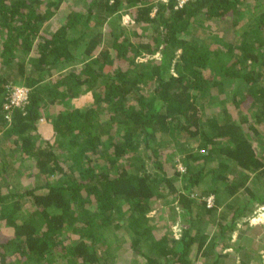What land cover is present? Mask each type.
<instances>
[{"label": "trees", "instance_id": "1", "mask_svg": "<svg viewBox=\"0 0 264 264\" xmlns=\"http://www.w3.org/2000/svg\"><path fill=\"white\" fill-rule=\"evenodd\" d=\"M262 206L264 0H0V264H225Z\"/></svg>", "mask_w": 264, "mask_h": 264}, {"label": "rangeland", "instance_id": "2", "mask_svg": "<svg viewBox=\"0 0 264 264\" xmlns=\"http://www.w3.org/2000/svg\"><path fill=\"white\" fill-rule=\"evenodd\" d=\"M123 19L125 20L124 17H123ZM205 29H206V32L204 33V35L205 34H207V35L210 34L211 36L222 37L224 40L231 41V42H234V40L237 38V36L240 35V33L242 31V27L238 28L236 26L235 27L233 26V23H232L231 19L210 20V21H208L207 26L205 27ZM216 100H217V98L213 97L212 103L214 105L216 104ZM206 110L209 111L210 109L207 108ZM179 139L180 140H184L183 138H179ZM179 139H177V140H179ZM172 140H176V139H172ZM185 150H186V148H185ZM184 153L185 152L180 151L179 149H177L176 153L172 156V162L175 165L177 170H180L181 168H183V164L181 162V158L184 156ZM212 165L214 166L215 162L211 160V161H209L208 166H212ZM23 182L26 183V181H23ZM200 186L202 188V183L200 184ZM159 202H161V201H159ZM162 206H163L162 203L159 204L153 211L150 212V216L155 218L156 216H158L157 212L159 211V213L161 212V217H163L164 219L170 220L171 218H173V220H174V218H175L176 221L178 220L177 213L176 214L175 213L172 214V212H171V211H173L172 208H174L173 204L170 207L167 206V205H165L163 207ZM158 208L160 210H158ZM256 211L257 212L251 218H249V225L250 226H255L256 222L258 223L256 225L264 224V207L263 208H258ZM254 218H255V220H254ZM156 221H157L156 219L153 220L154 223ZM157 228L159 229V231H161V230L164 231L165 230L164 225H163L162 222H160L157 225ZM177 229H178V227H177ZM262 229L264 230L263 227H262ZM207 232L211 233L212 232V228H207ZM240 232H242V230H240ZM259 232H260V229L255 228V229H252L249 232L243 231L242 234L243 233L245 235L248 234L249 236H252L256 240V238H259ZM261 232H262V230H261ZM234 236H235L234 239L230 238L228 240L229 245L231 247H228V248L223 250V252L226 251V252L230 253L229 256L224 258L225 262H226L225 264H238V260H240L241 258H244V256L242 255V251L241 250H237L236 251V250L233 249L234 248L233 245L237 244V242L240 239L238 232L235 233ZM260 240L264 243V239H260ZM121 250L125 252V248L124 247ZM124 252H121V253H124ZM127 252H128V250H126L125 254ZM128 255H129V252L126 255V257H128Z\"/></svg>", "mask_w": 264, "mask_h": 264}, {"label": "built area", "instance_id": "3", "mask_svg": "<svg viewBox=\"0 0 264 264\" xmlns=\"http://www.w3.org/2000/svg\"><path fill=\"white\" fill-rule=\"evenodd\" d=\"M189 0H175V7L183 6ZM29 88L18 84H8L6 86V94L2 103V110L4 111V118L7 121L11 119V113L15 108L23 107L28 103ZM181 171L183 168L180 169ZM211 203V197L207 198Z\"/></svg>", "mask_w": 264, "mask_h": 264}, {"label": "crops", "instance_id": "4", "mask_svg": "<svg viewBox=\"0 0 264 264\" xmlns=\"http://www.w3.org/2000/svg\"><path fill=\"white\" fill-rule=\"evenodd\" d=\"M264 206H262V207H260V208H263ZM254 220H255V218H254ZM256 224H258L257 222H256ZM255 224V225H256ZM259 226H261V227H263L264 228V224H261V225H259ZM239 233V237H240V235L242 234L241 232H240V229L239 230H235L234 232H232V234H231V239H234V235H235V233ZM256 240L258 241V242H261V243H263L259 238H256ZM264 244L262 245V247L261 248H259V250H258V253H259V255H260V258H261V261H260V263L258 262V264H264Z\"/></svg>", "mask_w": 264, "mask_h": 264}]
</instances>
